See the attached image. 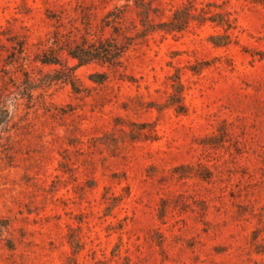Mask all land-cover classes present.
<instances>
[{"label":"rangeland","instance_id":"1","mask_svg":"<svg viewBox=\"0 0 264 264\" xmlns=\"http://www.w3.org/2000/svg\"><path fill=\"white\" fill-rule=\"evenodd\" d=\"M136 1L0 0V264H264V0H148L195 17L118 72L64 49Z\"/></svg>","mask_w":264,"mask_h":264},{"label":"trees","instance_id":"2","mask_svg":"<svg viewBox=\"0 0 264 264\" xmlns=\"http://www.w3.org/2000/svg\"><path fill=\"white\" fill-rule=\"evenodd\" d=\"M136 7L137 14L140 17L141 29L137 28L138 24L135 21H131V27L124 25L125 13L122 10H112L107 13L105 16V26L112 27V36L105 38L100 37L93 43H80V44H71L66 45L64 48L67 53L78 60V65H85L92 61L99 62L102 65L108 66L109 69L118 72L120 69H125L126 65L124 64L123 57L129 48L135 44L136 39L140 37H145L150 32L157 30H162L166 33H172L175 31H181L187 26L190 22V19L195 17V14L191 12L189 8H179L174 13V16L170 20H163L160 22H154L152 18V12L157 13L156 10L151 5V2L148 0H137ZM193 7V6H192ZM179 13L184 14V18H179ZM202 21L211 20L217 21L219 25L226 26L227 29L232 27L231 22L223 13H216L211 16H201ZM132 29H136L134 33ZM225 41L222 42L223 45L228 43L230 39V34L223 36ZM217 45H220L221 42H215ZM58 60H43L47 63H58ZM68 70H72L71 67L67 65ZM70 72V71H69ZM92 77H99L95 82L103 83L108 78L109 75L107 72L95 73L91 75ZM66 80H68L75 88V82L73 81L72 73L66 75ZM93 79V78H92ZM172 84L174 90L170 94L168 99L169 105L174 106L175 110L178 113H185L186 106L183 102L184 99V90L185 85L181 80L180 74H176ZM81 88L77 87L76 91H81Z\"/></svg>","mask_w":264,"mask_h":264}]
</instances>
